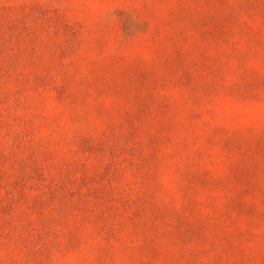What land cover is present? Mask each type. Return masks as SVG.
I'll return each instance as SVG.
<instances>
[{
	"label": "rangeland",
	"instance_id": "rangeland-1",
	"mask_svg": "<svg viewBox=\"0 0 264 264\" xmlns=\"http://www.w3.org/2000/svg\"><path fill=\"white\" fill-rule=\"evenodd\" d=\"M0 264H264V0H0Z\"/></svg>",
	"mask_w": 264,
	"mask_h": 264
}]
</instances>
